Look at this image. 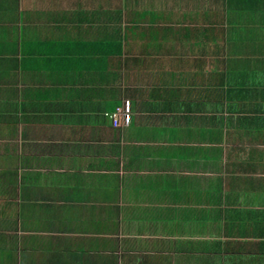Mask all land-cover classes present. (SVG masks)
<instances>
[{
  "label": "crops",
  "instance_id": "obj_1",
  "mask_svg": "<svg viewBox=\"0 0 264 264\" xmlns=\"http://www.w3.org/2000/svg\"><path fill=\"white\" fill-rule=\"evenodd\" d=\"M2 255L264 264V0H0Z\"/></svg>",
  "mask_w": 264,
  "mask_h": 264
},
{
  "label": "built area",
  "instance_id": "obj_2",
  "mask_svg": "<svg viewBox=\"0 0 264 264\" xmlns=\"http://www.w3.org/2000/svg\"><path fill=\"white\" fill-rule=\"evenodd\" d=\"M111 116L114 127L128 126L133 117L132 102L130 100H124L122 105L117 107Z\"/></svg>",
  "mask_w": 264,
  "mask_h": 264
},
{
  "label": "rangeland",
  "instance_id": "obj_3",
  "mask_svg": "<svg viewBox=\"0 0 264 264\" xmlns=\"http://www.w3.org/2000/svg\"><path fill=\"white\" fill-rule=\"evenodd\" d=\"M38 39L37 40H40V38L39 37H37ZM31 39L34 41L35 40V34H32V36H31ZM120 85H123V84H120ZM36 109L37 108H39V107H35ZM16 121V120H15ZM6 125H12V124H6ZM15 124L13 123V126H14ZM209 125H211V126H213V127H216L217 128V130H219V131H222L223 129H224V126L222 127V125H226V123L225 122H223V119H222V125H221V128L220 127H218L217 126V124H216V126H214L215 125V123H209ZM232 127V126H231ZM232 129V128H231ZM207 132H204V135L206 134ZM204 139H205V137H204ZM24 227V226H23ZM0 259H5L4 257H3V255L2 256H0Z\"/></svg>",
  "mask_w": 264,
  "mask_h": 264
}]
</instances>
